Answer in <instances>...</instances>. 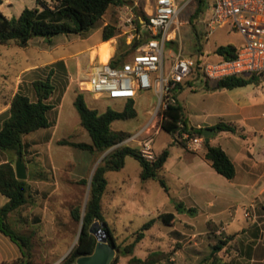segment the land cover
Segmentation results:
<instances>
[{"label": "rangeland", "instance_id": "rangeland-1", "mask_svg": "<svg viewBox=\"0 0 264 264\" xmlns=\"http://www.w3.org/2000/svg\"><path fill=\"white\" fill-rule=\"evenodd\" d=\"M46 1L50 6L55 5L50 0ZM186 1L178 0V3L183 6ZM189 1L179 16L187 24L180 30L176 49L192 56L207 51L211 58H216L218 47L233 45L239 48L244 44V38L239 33L229 32L227 28L218 29L208 40L200 38L204 26L195 25L199 17L191 20L197 0ZM36 7L42 10L38 0H5L0 10L12 18L19 17L26 8ZM123 13L122 7H112L99 26L90 32L57 35L52 44L43 38H34L26 48L16 43L0 44V114L8 110L19 88L34 100L33 82L40 77L46 78L55 62L63 59L67 68L65 76L58 73L54 80L57 89L50 102L55 109L48 115L53 126L23 138L25 148L21 159L28 174L29 202L12 213L9 221L18 233L30 237L27 251L31 264H61L66 259L77 245L82 228V220L76 221L73 211L79 209L82 217L85 214L97 167L103 165L115 149L122 146L140 149V141L144 143L149 137L152 138L155 156L166 149L170 152L169 160L160 173L168 190L158 180L143 181L140 177L141 165L132 156L126 158L123 169L107 173L103 216L116 245L120 247L117 255L120 256L122 248L131 244L142 226L157 218L159 213L176 209L182 212L185 209L186 212L173 222V227L158 220L146 232L147 237L136 245L133 256L144 258L151 251L162 250L172 255L161 264H208L213 259L216 246H222L216 255L222 264H264V205L245 209L251 202L240 193V176L229 181L215 171V175H211L205 170L198 173L193 167L184 170L182 162L188 153L178 143L180 138L162 129V119L158 124L161 128L158 134L155 133L157 129H152L150 135L145 133L140 140L128 139L105 152L93 154L59 144L61 140L92 143L89 132L81 125L75 106L79 93H84L88 106L100 113L107 109L122 111L126 105L125 100L97 98L85 91L83 84L91 62L96 59V64L100 63L99 57H92V51L102 41V25L117 27V36L109 40L111 53L115 56L128 51L122 41L130 44L131 33L126 34L120 27ZM170 51L171 46L167 45L168 58ZM132 52L126 53L124 60ZM82 57H85L88 67L81 71ZM215 85V82L207 84L199 80L196 84L198 89L193 91L185 87L180 93V103L190 125H200L205 129L209 125L225 122L238 126L247 112L254 113L256 122L264 125V80L233 90L214 89ZM254 99L262 103L249 108ZM157 103L158 98L153 91L142 93L135 99L138 117L116 121L112 128L129 132L131 136L137 134L150 123ZM214 139L215 144L221 143L229 153L237 149L240 142L239 135L230 132H218ZM18 157L16 152L0 151V163L11 161L15 167ZM218 178H223V181ZM185 183H188L187 186ZM200 184L210 185L215 194L201 191ZM193 201L198 207L194 208ZM6 202L7 198L0 194V207ZM188 207H193L195 214L188 212ZM131 257L120 256L118 264H126ZM22 259L24 256L19 246L0 232V264H16Z\"/></svg>", "mask_w": 264, "mask_h": 264}, {"label": "trees", "instance_id": "trees-1", "mask_svg": "<svg viewBox=\"0 0 264 264\" xmlns=\"http://www.w3.org/2000/svg\"><path fill=\"white\" fill-rule=\"evenodd\" d=\"M5 0H0V6ZM55 5L50 6L46 0H38L39 7L26 8L19 17L9 18L0 10V44L10 45L16 43L17 46L26 48L34 38H43L50 44L52 39L61 34H78L82 35L90 32L103 21L104 16L112 7H122L128 1L126 0H50ZM209 0H197V8L192 15V19H197L209 6ZM142 14V7L136 9ZM140 25V20L136 21ZM196 25V24H195ZM102 42H107L117 36V27L113 25L103 26ZM201 38V35H200ZM123 47L128 48L124 54H117L111 60L112 66H118L124 61L126 53L135 51L140 42L134 40L131 44L122 41ZM217 53L225 58H234L236 47L233 45L220 46ZM64 60H59L52 65L46 78H38L33 82L35 99L25 93L22 89L15 93L10 107L7 111L0 114V151H13L19 155L24 154L23 138L26 135L34 133L40 129H48L53 126L48 115L55 109V105L50 102L53 93L57 87L54 83L57 74L67 73ZM262 81L258 76H233L220 80L216 83L214 89L233 90L240 87H246ZM67 86V80H64V87ZM185 87L179 86L178 90L172 93L174 103L168 105L160 113L162 124L161 127L167 133L182 137L183 133H189L190 136H202V128L191 126L186 117L185 109L179 101V95ZM75 106L81 117V125L90 134L92 143H77L69 140L59 141L60 145L71 146L81 150L105 152L119 144H122L131 137L129 132L116 131L112 128L116 121H128L138 117V110L134 100L127 101L122 111L107 109L100 113L97 109H91L84 93H79L75 100ZM218 132L229 131L237 133V129L229 124L220 122L212 127ZM182 146L186 145L184 140H178ZM205 158L209 160L213 168L228 180L236 177L237 170L234 162L219 145H211L209 140L205 141ZM168 149L156 156L154 161L145 159L141 150L131 146H122L115 149L110 156L104 161L103 165L97 167L91 182L90 198L87 204L85 214L81 215L79 209L73 211L76 221L82 220V228L79 235L78 243L71 253L61 264H76L81 257L90 256L94 253L97 246V238L90 232V228L95 222L103 224L104 230L108 234L109 244L116 249V245L107 223L103 216V196L106 192L108 180L107 173L110 171H120L125 167L126 158L134 157L141 165L140 177L143 181L158 180L168 190L166 182L161 178L160 173L169 158ZM85 183V180H82ZM30 186L26 180H19L16 176V169L11 161L0 163V194L7 198V202L0 207V232L9 237L12 242L17 244L21 249L24 259L16 264H31L27 248L30 243V237L18 233L10 224V215L17 210L26 206L29 202ZM174 214L164 213L158 219L164 224L172 226ZM157 219H152L142 226L137 232L135 240L128 246L122 248L120 256H132L126 264H161L171 258L170 252L162 250L151 251L147 257L141 258L133 256L134 249L138 243L146 237ZM224 245L225 242H222ZM222 246H216L212 255L213 259L208 264L220 263L217 253ZM119 255L112 260L110 264H118Z\"/></svg>", "mask_w": 264, "mask_h": 264}, {"label": "built area", "instance_id": "built-area-1", "mask_svg": "<svg viewBox=\"0 0 264 264\" xmlns=\"http://www.w3.org/2000/svg\"><path fill=\"white\" fill-rule=\"evenodd\" d=\"M126 1L128 3L122 6L124 13L120 16V27L126 34L131 33L130 44L137 40L140 45L116 67L110 62L96 64L95 59L83 84L85 91L109 100L129 101L142 93H155L158 106L150 123L132 135L129 141L140 140L145 133L150 135L152 129H157L156 134L160 132V113L175 102L172 93L179 86L196 90L199 80L209 84L233 76L255 75L264 80V0H212L199 16L196 25L204 26L201 36L206 40L222 28L244 38V44L236 48L235 57L230 59L219 55L217 49L216 58H211L207 51L192 56L176 49L180 30L187 24L179 16L189 0L183 6L178 0ZM140 7L142 14L136 11ZM137 20L140 25L136 24ZM167 45L172 49L169 58L166 57ZM180 139L194 151L205 147L203 135L192 137L183 133ZM140 145L143 157L154 161L152 138L144 143L140 141Z\"/></svg>", "mask_w": 264, "mask_h": 264}, {"label": "crops", "instance_id": "crops-1", "mask_svg": "<svg viewBox=\"0 0 264 264\" xmlns=\"http://www.w3.org/2000/svg\"><path fill=\"white\" fill-rule=\"evenodd\" d=\"M104 43H106V42L101 41L97 45V48L94 50H97L98 47ZM113 56L114 55L111 53V56H110V59L108 62H110V60L113 58ZM97 57H99V56H97ZM87 67H88V64L86 65L85 57H82L80 60L81 71ZM179 101H180V95H179ZM126 103H127V101H126ZM261 103H262L261 101H259V100L256 101L254 99L253 105H251V107H249V108H255V107L259 106ZM245 109H248V108H244V110ZM138 115H139V112H138ZM218 123H220V122H218ZM218 123H215L213 125H209V127H207V128H212V127L216 126ZM223 123H225V122H223ZM226 124L234 126L237 129V133H235V134H238L239 138H240V142L237 146V149H233L232 153H229V151H227V149H225L221 145V143H217L219 146H221L224 149V151L228 154V156L231 158V160L234 162V164L236 166V170H237L236 177L233 180H229V181H234L239 176L241 177L240 183H241L242 191L240 190L241 191L240 193H243V195H246L251 202V204L249 206L245 207V209H247L249 207H255V206L261 205V204L264 205V125L262 126L261 124H258L256 122L255 114L250 113V112H247L243 116V120H242V123L240 125L237 126V125H234L233 123H226ZM191 126H193L195 128L204 129L200 125L195 126V125L191 124ZM223 132H229V131H223ZM216 133H218V131ZM230 133H232V132H230ZM214 135L209 139V142L211 145H217L214 143L215 142ZM182 147L188 153V154H186L187 157H186L185 161L182 162L184 170L190 169L193 167L194 170L198 173H201L202 171L205 170V171H208L209 173H211V175H215L214 174V171H215L220 177L227 179L224 176L220 175L213 168L211 162L205 158L206 149L194 151V150L189 149L187 147V145L182 146ZM169 157H170V155H169ZM168 160H169V158H168ZM166 164H167V162H166ZM166 164H165V166H166ZM239 164H240V169H239ZM165 166H164V168H165ZM223 178H218V180L221 182V180ZM185 184L187 186L188 183H185ZM199 189L201 191H206L208 193L215 194V191L213 190V188L210 185L208 186L206 184H200ZM193 203L195 205L194 208L198 207L194 201H193ZM175 209H176V207H175ZM187 211L188 212L193 211L195 214V210H193V207H188ZM168 212L174 214V216H175L174 221H176L186 211H185V209H183L182 212H179L177 209L171 210V211H164L162 213H159L158 217L161 214L168 213ZM158 217L154 218V219H157L155 224L158 223V220H159ZM159 221H161V220H159ZM166 226H168V225H166ZM168 227H173V225L168 226ZM146 237H147V234H146ZM147 255H146V257H147Z\"/></svg>", "mask_w": 264, "mask_h": 264}, {"label": "water", "instance_id": "water-1", "mask_svg": "<svg viewBox=\"0 0 264 264\" xmlns=\"http://www.w3.org/2000/svg\"><path fill=\"white\" fill-rule=\"evenodd\" d=\"M218 130L213 128H205L203 130V136L208 141ZM16 176L19 180H26L28 178L27 169L25 164L22 162L21 155H19L16 162ZM91 234L97 238V246L92 255L81 257L77 260L76 264H110L116 257L120 249H116L114 246L109 244L108 232L104 230L103 224L95 222L90 228Z\"/></svg>", "mask_w": 264, "mask_h": 264}, {"label": "bare ground", "instance_id": "bare-ground-1", "mask_svg": "<svg viewBox=\"0 0 264 264\" xmlns=\"http://www.w3.org/2000/svg\"><path fill=\"white\" fill-rule=\"evenodd\" d=\"M96 56H99L100 63H107L111 56V42L107 41L99 46L97 50L92 51V57L94 58Z\"/></svg>", "mask_w": 264, "mask_h": 264}]
</instances>
